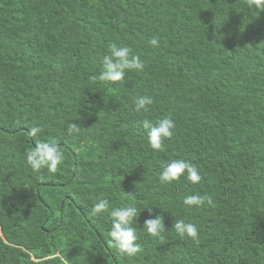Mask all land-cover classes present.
<instances>
[{"label": "trees", "instance_id": "trees-1", "mask_svg": "<svg viewBox=\"0 0 264 264\" xmlns=\"http://www.w3.org/2000/svg\"><path fill=\"white\" fill-rule=\"evenodd\" d=\"M112 45L144 68L100 82ZM138 95L153 98L146 112L133 110ZM169 114L173 136L153 150L141 121ZM39 141L63 152L56 172L26 164ZM173 158L201 181L160 183ZM194 194L213 205H184ZM100 199L152 207L164 239L142 229V210V251L120 254L108 214L90 215ZM180 219L198 242L172 229ZM56 253L71 264H264V12L247 0H0V264H59Z\"/></svg>", "mask_w": 264, "mask_h": 264}, {"label": "clouds", "instance_id": "clouds-1", "mask_svg": "<svg viewBox=\"0 0 264 264\" xmlns=\"http://www.w3.org/2000/svg\"><path fill=\"white\" fill-rule=\"evenodd\" d=\"M249 8H254L258 13L264 12V0H247ZM221 38V37H219ZM149 44L153 47H159V40L153 37ZM144 68V63L137 55H132L131 50L127 46L112 45L108 50V54L104 56L102 61V71L99 74V81L103 83L118 82L124 79L125 74L129 70L140 71ZM153 103V98L149 95H138L133 102V110L136 113L146 112L148 107ZM141 125L146 132L147 140L153 150L162 149V143L165 139L173 136V130L176 124L169 114L155 123L150 120L141 121ZM79 127L71 124L68 128L69 134L78 132ZM40 126H33L29 130V135L33 138L41 133ZM64 154L59 150L56 143L39 141L34 147L26 152V164L34 171L40 172L46 169L48 172H56L58 167L63 163ZM184 176L190 182L196 184L202 179L199 170L190 161L184 158H173L165 162L161 166L158 175L160 183H171ZM183 204L189 207L213 205V199L210 195H188L184 197ZM149 213L148 219L143 223V230L158 240H163V233L166 231L163 223V216L160 214L153 215L152 207H144L138 209L135 204L113 207L108 199H100L91 207L90 215L93 217L107 213L111 219V225L108 231V245L117 252L127 257H136L141 253L142 248L137 232V220L142 210ZM172 229L181 238H191L198 242L197 225L186 222L183 219L176 220ZM50 259L59 260V264H71V259L60 253H56Z\"/></svg>", "mask_w": 264, "mask_h": 264}]
</instances>
